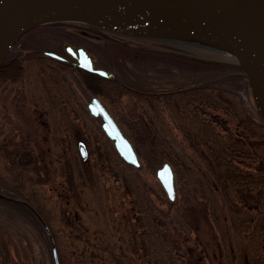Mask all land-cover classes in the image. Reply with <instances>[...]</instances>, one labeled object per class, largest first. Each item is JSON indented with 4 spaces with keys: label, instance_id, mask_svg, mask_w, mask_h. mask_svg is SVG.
<instances>
[{
    "label": "rangeland",
    "instance_id": "1",
    "mask_svg": "<svg viewBox=\"0 0 264 264\" xmlns=\"http://www.w3.org/2000/svg\"><path fill=\"white\" fill-rule=\"evenodd\" d=\"M64 41L80 43L92 55L94 65L106 70L120 67L113 60V57H118L128 68L127 71L116 70L118 81L122 83L145 91L159 87V92L192 84L211 83L236 93L245 103L249 115L257 121L260 120L249 103L243 77L226 76L228 70L225 68H195L190 64L159 56L146 55L141 60L130 59L128 53L119 51L117 47H110L107 41L95 43L86 38L73 37L58 26L43 24L23 33L10 54L38 50L58 52ZM160 49L197 53L170 46L162 41L159 42ZM132 53L138 54L136 51ZM31 56L23 58V75L18 81L0 84V135L4 134L7 142L3 147L6 158L2 159L0 155V186L2 184L3 187H12L9 182L12 177L19 182L23 180L22 191L30 193V196L27 194L30 202L38 208L48 229L52 230L54 237L60 242L61 251L65 255L64 264H69V239L65 234V220L63 215L60 216L64 208L68 211L64 215H70L73 213L70 208L75 204L74 207H79L78 211L84 223L89 226L103 225L106 211L110 215H116L124 212L126 208L127 198H121L116 189L120 180L110 172V168L119 171L121 176L124 175L133 184L143 182L149 188V199L155 203H158L156 198L159 194L166 198L154 175V169L162 162L169 163L172 169L174 198L180 197V186L184 181L193 184L195 190L198 181L211 178L210 171H206L208 168L198 158V154L187 147L172 98L163 95L155 99L130 94L117 95L116 82L109 83L110 87L97 95L130 143L131 137L140 142L141 138L144 140V147L154 166L152 169L146 167L141 156L135 152L140 162L135 167L117 156L100 129L99 117L88 113L86 103L90 93L75 76V71H63L45 56ZM217 127L222 134L232 130V127L224 130ZM23 138L29 139L27 144L34 147L35 158H26L30 161L23 166L24 170L16 165L11 168V151H15L14 144L20 143ZM55 140L62 141L67 146L61 161L58 159V148L53 145ZM77 141H81L86 147V158L83 160L76 148ZM189 147L194 148V145ZM31 155L33 156L32 153ZM70 156L79 161L87 178L85 185L76 190L74 196H71L72 192H67L68 178L59 174L60 164H65ZM18 160V157L14 158L13 164H18ZM101 164L104 167L99 168ZM76 174H72V182ZM81 178L85 179L83 176ZM198 192H202L201 188L195 190L196 197L192 199L191 207L193 236L205 251L208 263L249 264L255 255V241L252 238L251 225L245 231L238 224V215L243 213L242 216L247 218L254 216V210L248 206L257 201L256 188L246 192V198L240 197L245 199V209L237 202L220 205L209 196L206 203L208 205L211 202L213 210H208V216H205L201 208ZM65 196H71L72 201L67 207L64 205ZM102 204L103 209L100 208ZM1 208L7 214V218H0V237L8 248L5 264H53L47 239L38 225L33 224L30 217L19 209L7 206ZM242 235L245 240H241ZM131 264H138V261L133 260Z\"/></svg>",
    "mask_w": 264,
    "mask_h": 264
},
{
    "label": "trees",
    "instance_id": "2",
    "mask_svg": "<svg viewBox=\"0 0 264 264\" xmlns=\"http://www.w3.org/2000/svg\"><path fill=\"white\" fill-rule=\"evenodd\" d=\"M116 47L119 51L125 49L127 53L128 48ZM136 52H138L136 59L146 55L159 56L187 63L195 68H229L164 51L136 50ZM10 53L8 52L0 63V84L18 81L23 75V58L32 57L30 53L11 57ZM210 56L226 58L221 55L210 54ZM58 66L68 68L65 65L58 64ZM74 71L82 86L91 94L100 95L110 87L111 82L108 79H102L80 69ZM123 93L146 95L131 91L122 85L118 88L117 95ZM159 95L172 98L174 102L172 105L179 114L180 131L188 144L186 146L190 151L198 154V158L208 168L206 171L208 173L210 171L211 178L198 181L195 189L202 190L201 193L198 192V198L201 199V208L205 216H208V210H213L212 203L208 205L206 203L209 196L211 200L216 199L220 205L237 202L243 208L247 206L245 199L240 197L246 198L248 196L246 192L256 188L257 201L254 205L248 206L254 210V216L247 218L243 217L242 213L238 215V224L244 227L245 231L251 225L256 251L249 264H264V212L262 211L264 209V122L257 121L249 115L245 103L236 93L211 83L177 87L163 94L159 92ZM217 126L222 127L223 130L232 127V130L222 134ZM131 143L135 152L141 156L142 163L152 169L154 164L144 147V140L141 138L140 142L131 137ZM190 145H194V148L189 147ZM74 157L70 156L65 164H60L59 172L61 177L68 178L67 192H72L71 196L85 185L87 179L79 161ZM58 159L60 160V157ZM13 162L14 160L11 161V168L16 165L21 170H24L23 166L29 163L28 160H18V164ZM101 167L104 165L101 164L99 168ZM109 170L119 178V187L116 189L119 196L123 199L127 198V201L122 213L110 215L106 211L103 225H86L78 211L79 207H74L75 204H72L71 196L64 197L65 207L67 204L73 205V208H70L73 210L72 214L64 215L68 212L64 208V212L60 215H63L62 218L65 220V234L69 239V264H131L133 260L138 261V264H209L205 251L198 239L193 236L194 220L191 216V207L192 199L196 197L193 184L184 181L180 186L179 198L168 200L159 194L156 198L158 203H155L149 199V188L143 185V182L133 184L124 175L121 176L119 171H113L111 168ZM186 171L189 172V169ZM72 174H76L73 178L74 182L71 180ZM9 182L17 184L22 191L23 180L19 182L12 177ZM20 194L24 199L29 200L27 196ZM121 203L125 202L121 201ZM103 205H100L101 209ZM34 207L44 219L38 208L35 205ZM36 224L42 231L39 224L37 222ZM49 231L59 263L64 264L65 255L61 251L60 242L54 237L50 228ZM241 237V240L245 238L244 235ZM7 255L8 248L0 237V264L6 263Z\"/></svg>",
    "mask_w": 264,
    "mask_h": 264
},
{
    "label": "water",
    "instance_id": "3",
    "mask_svg": "<svg viewBox=\"0 0 264 264\" xmlns=\"http://www.w3.org/2000/svg\"><path fill=\"white\" fill-rule=\"evenodd\" d=\"M53 22L79 23L162 41L198 54L159 51L235 69L243 77L249 103L264 122V0H0V63L23 33ZM64 47L79 69L106 79L113 77L111 71L93 66V58L84 47L68 43ZM42 53L63 59L49 50ZM86 109L91 116L99 117L101 131L123 162L139 166L132 144L96 96L90 97ZM77 148L80 158L85 159L81 141L77 142ZM154 175L166 198L173 200V172L169 163L162 162L154 169ZM6 198L27 208L47 239L52 263L59 264L53 238L41 215L22 199Z\"/></svg>",
    "mask_w": 264,
    "mask_h": 264
},
{
    "label": "flooded vegetation",
    "instance_id": "4",
    "mask_svg": "<svg viewBox=\"0 0 264 264\" xmlns=\"http://www.w3.org/2000/svg\"><path fill=\"white\" fill-rule=\"evenodd\" d=\"M43 25L58 26L63 31H65L67 34H70L73 37L86 38V39H88V40H90L92 42H95V43H101L103 41H107V44L110 47H116V46L120 47L121 46V47H124V48H128L126 50H127V53L129 54L128 56H129L130 59H136L137 58L136 57L137 54L132 53V51H136V50H154L156 52H159V42H155L153 40H147V39H143V38H139V37L125 36V35L109 32V31H106V30H103V29H100V28H96V27H92V26H88V25H83V24H79V23H73V22H53V23H46V24H43ZM38 26H40V25H38ZM35 27H37V26H35ZM35 27H33V28H35ZM65 43H68V44L73 45V46H76V45L82 46L80 43H72V42L64 41L61 44V46H60V50L58 52H55V53H57V54H59V55H61L63 57L62 60H58V59H55V58L50 57L48 55H45V54L42 53V51H39V50L30 53V55L34 54V55L45 56V57L51 59L53 61V64L55 66H57L58 68H60L61 70H63V71H65V68H62L61 66H58V64L65 65V66H67L69 68V70H72V71H74L75 69H79L74 64V60L66 52L65 47H64ZM113 44H114V46H111ZM14 45L16 46V44H14ZM14 45L11 47V49L14 47ZM10 50H9V52H10ZM52 52H54V51H52ZM124 52H125V49H124ZM23 53L24 52H22L21 54L23 55ZM21 54H18V52H15V53L11 54V57L21 56ZM145 57L146 56H142V57L139 58V60H141V59H143ZM113 60H114V63L116 64V66L120 65V67H118V69L116 68V70H120V71H122V70L127 71L128 70L127 66L125 64L121 63L119 61L118 57L117 58L113 57ZM93 66H95L94 62H93ZM116 70H115V67H114V70H109L113 74V77L111 79H108V80H110V82H116L118 84V88L121 87L122 85H124L128 89H130L131 91H137V92H140V93H146V95L141 94V95H144V96L136 95V94H130V93H123V94H130V95L139 96V97H147V98H151V99H155V98H157L159 96V87H154V89H152V90L145 91L144 89H138V88H135V87H133V86H131L129 84L122 83V82L118 81V78L116 76ZM227 70H228V73H227L226 76L229 75L231 77H236L238 75V74H236L237 70L229 69V68H227ZM102 79H106V78H102ZM169 91H171V90H169ZM164 92H168V91H161L160 94H163ZM92 95L97 97V95L90 93V97ZM90 97H89V99H90ZM97 98L99 99V97H97ZM99 101L103 104L101 99H99ZM103 106L105 107L106 110H108V108L104 104H103ZM95 117H98V116H95ZM13 137H14V135H13ZM28 141H29V139L23 138L22 141H19L20 143L14 144L16 148L14 147L15 151H13V150L11 151V161H13L14 158L16 159L17 157L19 158V160H21V159L28 160L26 158H33V160H34V158H35V150H34V147L31 144H27ZM109 141H110L111 146L113 148L111 140H109ZM77 142H76V148H77ZM0 143H1L0 144V155H1V158L4 159L6 157H5L4 152H3V147L7 144V142H5L4 134L0 135ZM53 145H55L58 148L57 149L58 150L57 153L60 154V160H61V158H63V156H64L63 155V153L65 152L64 150H66L67 146H65L62 143V141L58 142L57 140H55V142H53ZM84 148L86 150L85 144H84ZM113 150H114V148H113ZM114 152H115V150H114ZM31 153L33 154V156L31 155ZM39 160L40 159H38V161ZM7 161H8V159H7ZM1 178H3V177H1ZM10 185L12 187H10V186L9 187H7V186L3 187L2 184L0 186V218H4V219L7 218L6 212L4 213V211L2 210L1 207H4V206H7V208H13L14 207L15 209H19V210L25 212V214H27L30 217V219L32 220L33 224H36L35 223L36 221L33 219L31 214L28 212L27 208L23 204H20L19 202H15L13 200H10V199L6 198V197H12V198H17V199H22V200L26 201L27 203H29L35 209L33 203L30 202V199L29 200L24 199L21 196V194H20V193H22V195L27 196L29 198L30 193L27 192V194H29V196H28L25 192L20 190V188H19V186L17 184H10ZM22 190H23V188H22Z\"/></svg>",
    "mask_w": 264,
    "mask_h": 264
}]
</instances>
